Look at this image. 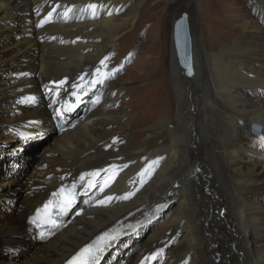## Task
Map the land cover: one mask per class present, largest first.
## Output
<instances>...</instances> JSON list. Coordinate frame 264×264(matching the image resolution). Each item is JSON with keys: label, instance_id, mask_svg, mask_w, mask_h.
Instances as JSON below:
<instances>
[{"label": "bare ground", "instance_id": "bare-ground-1", "mask_svg": "<svg viewBox=\"0 0 264 264\" xmlns=\"http://www.w3.org/2000/svg\"><path fill=\"white\" fill-rule=\"evenodd\" d=\"M247 1L258 8L261 22L236 21L238 36L221 40L215 52L204 48L211 41L188 20L193 74L182 73L171 45L166 81L161 71L142 88L158 98L150 113L156 122L130 140L137 122L118 114L125 110L120 100L80 122L81 106L58 114L69 94L107 77L119 35L136 20L133 11L121 14L128 0H0V33H9L0 38V52L7 53L0 63L22 74L0 86V107L12 98L14 108L0 127L57 123L65 115L76 125L55 138V147L26 177L16 213L0 212V264H64L89 239L141 223L171 198L177 208L152 234L144 237L139 228L117 235L97 264H129L131 254L130 264H142L159 252L165 264H264V208L256 200L264 196V0ZM22 30L19 40L4 45ZM126 86L112 91L134 95L142 106L143 97ZM253 123L261 126L260 138L249 133ZM70 186L75 204L62 211L55 232L43 236L30 218L51 193ZM182 232L181 243L163 255L167 242ZM17 246L32 249L23 262L5 258Z\"/></svg>", "mask_w": 264, "mask_h": 264}, {"label": "rangeland", "instance_id": "rangeland-1", "mask_svg": "<svg viewBox=\"0 0 264 264\" xmlns=\"http://www.w3.org/2000/svg\"><path fill=\"white\" fill-rule=\"evenodd\" d=\"M127 11L135 12L136 20L134 25H131L119 35L115 44V50L112 53L113 55L111 54V56H109V61L107 62L109 73L107 77L104 76L105 80L103 82H91L89 87L86 86L87 84H83L86 87L77 89L72 95L69 94L67 101H64L62 110L58 112V114L61 115V112L64 113L68 111L69 108L74 111L81 106L77 121L80 122L83 119L82 117H86L87 115L98 117L100 115V108L102 109L108 101H111L112 104H118V102L121 101V105L119 104L118 106L125 104V108H122L125 110L118 111V114L120 113V115L123 116L132 115V119L135 120L134 122H137L136 126L130 130V140L134 139L138 134H141L145 129L156 122V120L151 117L150 113L154 110L158 98L153 94L149 95V92H143L142 88L150 84L154 77L158 75L157 73L161 71L163 80L166 81L168 78L167 66L171 58L170 46H173V24L182 13L188 16V20L197 23L198 31L204 37V41H211V44L206 42L204 45V48L210 52L217 51V46L221 40L229 38L228 41H232L238 36L240 29H238L236 21L241 20V18L244 19V21L252 20L261 22L258 8L256 6L254 7L252 2L247 0H128L121 14L124 15ZM238 11L241 12V17H239V19H237L236 15ZM6 34H9L8 31L0 33V38L4 37ZM22 34H25L23 30L14 33V35L4 41V45L13 44L15 41L19 40ZM5 54L7 53L0 52V57ZM5 65L7 64L0 63V86H6L19 75H22L18 73V69L9 66L5 67ZM166 84V90L170 93V86L167 82ZM116 86H126L131 90V94H140L141 97H143V105H138V101H134V95L130 96L131 98H126L120 91L113 92L114 90H119ZM114 87L115 89H112ZM84 90L86 91L83 92ZM99 94H102L101 98L97 99ZM11 101L12 98L2 100L0 119L3 121L9 118L13 113L14 108H12ZM39 103L40 102H37L35 105L38 106ZM126 107L128 108L127 111ZM141 107L145 109L147 114L143 113ZM62 122L63 124H61L58 119L57 123H38L37 121H29L24 125L18 126H8L6 123L1 125L0 212L6 214L16 213L23 201V182L26 177L36 167L37 163L40 162L46 150L55 147L54 140L55 138L57 139L58 136H61V132L71 133L74 131L76 125L71 123L68 116L65 115ZM254 126L258 127V130H256L257 132H252L253 129L251 128ZM57 128L59 129L57 130ZM261 130L260 125L253 123L250 126L249 133L260 138V136H262ZM146 138L147 136L143 137V139ZM261 159H264V155H262ZM250 167L251 165L249 164L242 165L243 173L246 174ZM259 175L260 182L264 184V168H260ZM8 181L10 184H5V182ZM91 185V183H88V186ZM261 190H263V188ZM244 199L252 200L249 195H246ZM256 200L262 205L260 207L264 208V196L256 197ZM176 203L175 199H168L158 212L148 215L141 223H137L136 225L130 223L116 230L112 235H118V238H120L142 228L144 229L143 236L147 237L152 234L154 228L157 227L169 213L177 208ZM78 206L79 205L76 204L74 209H78ZM184 235L183 232L174 235L172 240L167 242L166 249L161 251L163 255L166 254L169 249L180 244ZM39 240L43 242L46 241L45 239ZM90 240L91 239L83 245L89 244ZM108 247L109 246H107V248ZM77 251L71 255V257L74 256ZM31 253L32 249L30 246H17L13 250L10 249L6 251L5 258L7 259L9 256L8 259L11 261L13 260V262H23ZM133 255L134 254H131L127 263L130 264ZM159 257L160 252L154 259H144L142 264H165L166 257L161 258L160 261Z\"/></svg>", "mask_w": 264, "mask_h": 264}, {"label": "snow or ice", "instance_id": "snow-or-ice-1", "mask_svg": "<svg viewBox=\"0 0 264 264\" xmlns=\"http://www.w3.org/2000/svg\"><path fill=\"white\" fill-rule=\"evenodd\" d=\"M90 8L95 9L97 5L91 4L89 5ZM55 11V9H53ZM49 17L51 16V13L48 14ZM67 15V13H65ZM47 21V18L45 20H41L40 24L43 25ZM104 63L103 61L101 62ZM99 72V70H97ZM83 79V77L81 78ZM63 83V81L61 82ZM91 175H99V172L93 173ZM107 181H105V186H107ZM94 186V185H93ZM103 190V189H101ZM59 194L63 197V200L58 205L61 209V211H67L69 208H71L73 202H74V196L68 194L64 188L60 189ZM55 195V194H54ZM133 193H129L124 197H121V199H128ZM107 199L110 201L112 197H107ZM101 203H104V201H101ZM52 207V202L49 201L47 204L44 205L43 213L47 214ZM41 215V210H38L37 216L39 217ZM54 223V221H52ZM116 236L106 233L104 236L100 237L97 243L88 245L80 250L79 253L75 257L72 258L71 261H69V264H97V261L99 259L97 253H100L103 251V247L100 245L102 243H107L110 240H115ZM155 258V255L152 257Z\"/></svg>", "mask_w": 264, "mask_h": 264}, {"label": "water", "instance_id": "water-1", "mask_svg": "<svg viewBox=\"0 0 264 264\" xmlns=\"http://www.w3.org/2000/svg\"><path fill=\"white\" fill-rule=\"evenodd\" d=\"M173 46L175 55L178 61V65L180 66L182 73L185 76H192L193 74V66H192V53H191V40L189 37V24H188V16L185 13H182L180 17L173 24V32H172ZM59 128H57L58 130ZM253 132H257V127L252 128ZM107 243H102L100 246L107 247L109 245ZM100 258L101 252L97 253Z\"/></svg>", "mask_w": 264, "mask_h": 264}]
</instances>
